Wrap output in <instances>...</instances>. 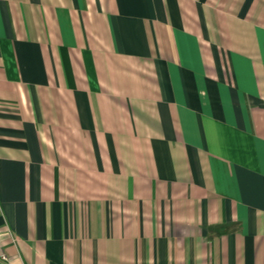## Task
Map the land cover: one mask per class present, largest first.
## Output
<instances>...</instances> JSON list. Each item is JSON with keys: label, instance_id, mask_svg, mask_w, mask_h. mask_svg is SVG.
I'll return each mask as SVG.
<instances>
[{"label": "crops", "instance_id": "1", "mask_svg": "<svg viewBox=\"0 0 264 264\" xmlns=\"http://www.w3.org/2000/svg\"><path fill=\"white\" fill-rule=\"evenodd\" d=\"M0 264H264V0H0Z\"/></svg>", "mask_w": 264, "mask_h": 264}]
</instances>
